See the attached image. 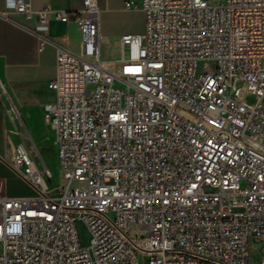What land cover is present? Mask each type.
I'll return each instance as SVG.
<instances>
[{
  "label": "built area",
  "instance_id": "1",
  "mask_svg": "<svg viewBox=\"0 0 264 264\" xmlns=\"http://www.w3.org/2000/svg\"><path fill=\"white\" fill-rule=\"evenodd\" d=\"M123 7L141 11L142 30L119 36L112 71L100 57L95 0L71 12L4 0L1 19L33 17L26 29L37 49L54 46V98L43 113L61 182L47 196L48 169L5 109L17 142L6 141L2 160L37 194L7 196L0 179V264H139V255L144 264H248V238L264 241V0ZM50 18L76 25L78 51L43 34ZM200 61L213 69L196 71ZM131 224L145 236H129Z\"/></svg>",
  "mask_w": 264,
  "mask_h": 264
},
{
  "label": "crops",
  "instance_id": "2",
  "mask_svg": "<svg viewBox=\"0 0 264 264\" xmlns=\"http://www.w3.org/2000/svg\"><path fill=\"white\" fill-rule=\"evenodd\" d=\"M32 9L49 7L53 10L71 12L81 8V0H29ZM99 10L98 42L100 57L105 67L110 60V52L116 63L118 58V38L122 34L140 33L143 16L138 8H124V2L138 6L139 0H95ZM4 0H0V9ZM16 24L0 18V158L6 156V141L17 142L11 132L12 124L8 120L5 109L13 107L16 111L17 128L22 127L27 140L23 144L27 149L36 150L41 156L45 144L54 148L53 130L47 123L43 105L54 98L48 82L54 77L55 60L54 46L45 44L37 49V41L26 28L33 27V17L24 18L13 15ZM45 36L55 44L76 52L80 47V37L76 25L68 20L59 22L50 18L47 23ZM31 158L36 165L38 162L31 151ZM3 166L0 160V178L3 177ZM7 167V166H6Z\"/></svg>",
  "mask_w": 264,
  "mask_h": 264
},
{
  "label": "rangeland",
  "instance_id": "3",
  "mask_svg": "<svg viewBox=\"0 0 264 264\" xmlns=\"http://www.w3.org/2000/svg\"><path fill=\"white\" fill-rule=\"evenodd\" d=\"M207 1V0H205ZM141 32V31H140ZM113 53L110 52V60L107 61V69L114 71L116 69V63L113 59ZM206 65L210 70L213 69V64L211 62L200 61L196 65V71H203V66ZM117 85V84H115ZM247 103H253L255 101V96L253 94H246L244 97ZM27 140V139H26ZM28 144H32L27 140ZM36 161L40 166L44 165L49 172L48 176H45L44 183L47 191V196L56 198L58 194L55 189L60 184V175L56 161V149L49 143L45 144L41 156L36 150H32ZM32 156V155H31ZM3 175L1 179L4 194L10 197H33L37 194V191L27 184L22 178L16 175L8 167L3 166ZM243 185V184H242ZM204 191L211 192L213 189L205 187ZM239 209L234 208L231 211H238ZM74 227L76 236L79 242V246L82 248H87L89 246L90 234L81 218L74 216ZM134 232L141 233L145 236V230H142L136 224H131L128 227V235L132 236ZM264 245L263 240L256 239L253 236L248 238V264H259L262 259V247ZM2 243L0 241V251ZM138 263L144 264V259L141 255L138 256Z\"/></svg>",
  "mask_w": 264,
  "mask_h": 264
},
{
  "label": "water",
  "instance_id": "4",
  "mask_svg": "<svg viewBox=\"0 0 264 264\" xmlns=\"http://www.w3.org/2000/svg\"><path fill=\"white\" fill-rule=\"evenodd\" d=\"M0 160L4 163V161L0 158Z\"/></svg>",
  "mask_w": 264,
  "mask_h": 264
}]
</instances>
